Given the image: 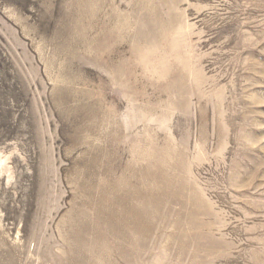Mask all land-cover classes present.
I'll return each instance as SVG.
<instances>
[{
  "label": "rangeland",
  "instance_id": "rangeland-1",
  "mask_svg": "<svg viewBox=\"0 0 264 264\" xmlns=\"http://www.w3.org/2000/svg\"><path fill=\"white\" fill-rule=\"evenodd\" d=\"M0 264H264V0H0Z\"/></svg>",
  "mask_w": 264,
  "mask_h": 264
}]
</instances>
